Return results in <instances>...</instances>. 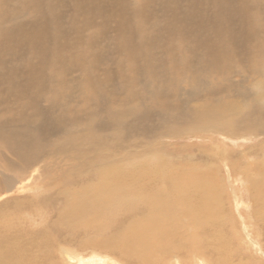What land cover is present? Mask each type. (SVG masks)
Masks as SVG:
<instances>
[{"label":"bare ground","instance_id":"1","mask_svg":"<svg viewBox=\"0 0 264 264\" xmlns=\"http://www.w3.org/2000/svg\"><path fill=\"white\" fill-rule=\"evenodd\" d=\"M250 1L233 5L234 0H0V264H51L55 260L53 264H158L157 257L164 264H186L188 260L209 264L204 252L189 249L195 240L185 241L188 233L184 231L190 225L195 230L204 228L212 199L202 191H210L212 180L198 176L195 182H182V176L166 175L163 167L138 166L130 159L153 155L145 139L174 136L163 129L173 122L200 125L208 120L219 131L225 124L231 131L250 124L264 133V62L258 60L264 53V35L258 27L261 17L250 15L255 12ZM146 25H151L150 32ZM108 27L115 45L112 49L121 57L115 59L114 72L108 67L99 69L104 61L98 44L101 35L98 40L90 33L99 28L107 41ZM85 39L92 57L77 54L73 57L76 66L65 72L66 54L79 49ZM70 42L74 43L71 49ZM182 44L186 59L179 56ZM150 50L165 51L166 61L152 58ZM242 52L250 56L248 73L259 83L261 95L257 88L252 91L245 68L238 67ZM159 66L165 67L161 79L174 90L172 97H158L155 76ZM74 81L79 85L82 102L78 100L77 105H83L82 112H68L63 106L62 97H69L63 89L70 92ZM115 81L129 91L123 100L108 87ZM184 81L189 89H183ZM195 85L203 86V92L198 93ZM208 96L240 98L245 104L211 106ZM96 109L104 115L96 114ZM137 135L142 139H136ZM259 152L263 157L256 156L257 172L264 171V146ZM154 154L157 157L158 150ZM55 155L60 157L50 159ZM120 156H125L120 159L127 161L124 166L108 171V162ZM207 157L202 154L199 160ZM248 157L243 154V161ZM56 164H61L57 177L67 172L74 176L70 187L41 185L52 178L50 169ZM81 169L83 176L99 175V183L78 187L83 180ZM195 188H200L202 196ZM42 190L47 193L42 198L48 208L46 218L39 222L36 218L44 208L31 206L36 200L32 196ZM230 194L221 195L224 198L217 206L224 209L228 201L233 213ZM121 203L126 205L120 210L122 223L116 226L114 219L108 227L105 210ZM261 217L257 220L263 224ZM55 235L58 242L51 247ZM213 241L203 242L204 251L218 249L215 262L220 264L222 255Z\"/></svg>","mask_w":264,"mask_h":264},{"label":"rangeland","instance_id":"2","mask_svg":"<svg viewBox=\"0 0 264 264\" xmlns=\"http://www.w3.org/2000/svg\"><path fill=\"white\" fill-rule=\"evenodd\" d=\"M238 1L239 0H234V2L232 4L237 5ZM245 1H247V0H245ZM251 1L250 2H251V4H253V8L255 9V12H253V15L252 14H250V15H251V17L256 16V19L258 17H261V21H260L261 23L259 22L258 27L260 28L262 34L264 35V33H263L264 32V0H251ZM228 4H230V2H228ZM232 8L235 9V7H232ZM113 26H114V24L112 23L111 27H113ZM150 27H151V25H146L148 32H150V30H149ZM146 28L143 27V29H146ZM97 31H99V32H97ZM111 32H112L111 28L108 27V38H110V39L107 40L108 41V43H107V41H105V39H103V36L100 33L99 28H94L92 30L90 29V33H92L94 36H96L98 40H100V38H101V40H100L101 43L98 41V44L101 46V47L100 46L99 47H100V50H102V52H103L104 61H103L102 66H99V69L105 70L108 67V71L112 70V72H114V69H116L117 61L120 60L121 57L119 56L118 53L114 52L115 50L112 49V48H114L115 45H113L112 41H110V40H112V37H111L112 33ZM96 34H98V35H96ZM100 35H101V37L99 38ZM259 39H261V38H259ZM69 44H70L69 49H71V47L73 46L74 43L70 42ZM104 44H108V47L111 46V48H108L107 45H105V47H106V49H105ZM178 49H180V54H179L180 58L186 59L187 53H186V50L184 48V44L179 45ZM181 49L183 51H181ZM110 51L114 52V53L112 54V53H110ZM71 52L68 51V53L66 54L67 56H65L66 57V63H65V66L63 69L67 73H69L70 67L76 66L75 64L77 62H76V59H74L73 57L77 56V54L83 53V54L87 55L88 58H89V56L92 57V55H90L91 51L89 50V48H87L86 39L83 42V44L80 46L79 49L74 50V52L73 51H71ZM149 54H150V56H152V58H161L165 61L167 59V53L165 51H160V52L158 51L157 52L155 50H150ZM105 56H107V57H105ZM67 57H69L70 61ZM249 57L250 56L248 54L244 53V55H243V52L241 54H239L238 58L240 60V63L238 64V67L241 68L242 71H244V68H245V71H247V74H249V76H250L251 74L248 73L249 64H250V58ZM111 58L114 61L111 60ZM117 58H118V60H117ZM115 59L117 61H115ZM258 60L260 62H262V61L264 62V53H261L259 55ZM71 63H74V64L72 65ZM161 68L165 69V67H163V66H159L157 68L158 70H156V76H155L156 81H155V83L157 86L158 97H161V99H164L166 97H172L174 90H172L169 86L165 85L163 82V79H161V78H164V76H163L164 70H162ZM232 77H234L233 79H236V80L238 78L239 79L241 78L240 76H236V75H234V76L232 75ZM189 79L191 80L190 84H192V82H193L192 74H191V76H189ZM253 79L254 78L251 77V79L249 78L247 81H248V83L250 82L249 85L251 84L250 87L252 88L253 92H257V91L259 92L260 91L259 83L257 82V80H255V79L253 80ZM118 82L115 81V83H113L112 86L109 85L108 87L111 89L112 92H114V94H117V96L120 100L121 99L123 100L127 96V94L129 93V91L128 90L123 91V89L119 86ZM70 84L72 85V87L70 86V88H71L70 92H67L68 91L67 89H63V90H66L65 92L69 94L68 96L70 98H72L70 100L69 97H62V100L64 103L63 106H65L64 109H67L68 112L81 111V107H83V105L80 104V106L78 107V105H79L78 100L81 99V97L78 95L79 89H77V88H79V85L76 81L70 82ZM252 85L254 86V90H253ZM255 85H257V86H255ZM188 86H189V84L187 85L186 81H184V83L182 82L183 89H185V90L189 89L190 86L189 87ZM202 88H203V86H200V85L196 86L195 85V89L197 90L198 93L203 92L204 88L203 89ZM255 88H257V91ZM259 93L261 95V91ZM208 97H210V99H209L210 103H208V104H210V105L211 104H217V105L223 106L225 108H227L228 105L232 102L237 101L238 104H241V101H242L240 98L237 99L235 97H230V98H228V97L227 98L226 97H215V96H208ZM68 100H69V102H68ZM76 100H77V102H76ZM70 101H71V103H70ZM228 101H229V103H228ZM77 103H78V105H77ZM121 104H124V103L121 102ZM137 104H138L137 102H134V105H137ZM192 104L194 105V103H192ZM242 104L244 105L245 103L243 102ZM118 106H121V105H116V107H118ZM74 108H76V110ZM78 108L80 110H77ZM97 113L99 115H104L103 110L99 111L98 109H96V114ZM154 122L160 123L162 121L156 119V120H154ZM165 126L166 125L164 124L163 129H165L166 132H168V130H169V132H170V133L168 132L169 134L174 133L176 136L175 135L174 136L173 135L172 136L165 135V136L160 137V138H155V140L145 139L144 145L147 147V151L153 152V155L148 153V154H144L143 156H131L130 161H134L135 163L138 164V166L143 165V167H145L146 165H150V164H155L158 166V168L163 167L162 169L166 172V175H170L171 177L175 176L176 178H180V179H181L180 176H182V180H181L182 182H183V180L186 181V180H190V179H192V182H195L198 180V178L200 176H203L208 181L212 180L211 182L209 181L210 183H212L211 184L212 186L210 187L211 188L210 191L207 192L204 188L202 191V192H205V194H206L203 196H205V197L208 196L209 198L212 199V202L210 203V206H212L211 207L212 210H206L205 215H206L207 219L204 222V228L201 227V228H198V230H195L194 227L193 226L191 227V225H190V226H188L189 228H187V232L184 231L185 233H188V236L187 235L184 236L185 241H187L190 238L188 240V243L190 244L191 242H193V240H195L193 243H191L192 244L191 247H190L191 244L190 245L188 244L189 249L195 250V248H196L195 251L198 250L197 252H200V251L204 252L202 254H204L205 260L209 264H216L215 256H217L218 249H213V251L208 250V252H207V251H204L207 248L203 247V242L205 240H211L212 239V240H214L213 242L216 245L218 244L219 253H220V255H222L221 259L219 260L220 264H264V258H263V255H264V223L261 224L258 222L259 220H257V219L261 220L262 219L261 216L264 217V215H263L264 214V184H263L264 180H260V179H264V171H262V169H260L259 172H257V171H255L256 166H254V164L256 163V156L257 157L260 156V158L263 157V154L260 153L259 150H260V146L261 147L264 146V133H258L257 130L253 126H251L250 124L247 128L246 127H245V129L238 128L236 131L229 130L225 124L223 126V130L219 131L218 128H215L214 126L209 124L208 120L205 121L204 123L201 122L200 125H194V124L189 123L186 125L182 124L179 126L178 124L173 122L171 124H168L166 127ZM195 126L201 128V130L202 129L204 130L207 128L206 130H204L205 132L206 131L207 132L205 133L203 130L201 131L199 128L197 129ZM167 128H168V130H166ZM208 128H209V130H211L210 132H209ZM224 128H227V129H224ZM199 130H200V132H198ZM200 133H202L201 134L202 136H200ZM207 133H209V134H207ZM96 135L99 136L98 132ZM137 136L138 137L136 139H139V138L142 139L141 135H137ZM217 136H219V137H217ZM220 136H223L224 138H222ZM133 137H135V136H133ZM185 138H189V139H185ZM241 139H242V141L243 140H245V141L242 142ZM215 140L218 141V144H222V145L218 146L217 142H215ZM244 142H246V143H244ZM248 145H249V147H248ZM155 149H156V154H157V150H158L157 157L154 154ZM112 150L120 151L118 148H115ZM243 150H245L246 152ZM161 151L163 153H161ZM120 152H122V151H120ZM202 154H205L206 156H208L207 159H204L203 161L199 160V158ZM243 154L244 155L247 154V156H250L251 158L248 157V160H245V162H244L243 158H242ZM158 155H160L159 158H158ZM125 156H120V158L118 157V159H116L115 161L108 162V171L112 170L113 167L115 169H118L120 166H124L125 162H127V161H124V160L121 161L120 159L124 158ZM220 156H222V157H220ZM58 157H60V155H55V158H50V159H57ZM214 157H217V158H214ZM235 158H237V159H235ZM156 159H157V161H156ZM239 159L241 160V162ZM237 160H239V161H237ZM239 162H240V164H239ZM261 162H263V161H261ZM120 163H122V164H120ZM216 163H220V164H216ZM247 163H248V165H247ZM144 164H146V165H144ZM159 164H161V166H159ZM59 165L61 166V164H59ZM59 165L56 164V165L52 166L53 168L51 167L50 172H51L52 178L51 179L48 178L46 180V182H43L41 185H43V186L46 185L48 187L51 186V187H55V188H65L66 186L70 187L71 179L74 178V176L68 174V172H67L65 175H63L61 177H57L56 173H58L57 169H59ZM244 165H245V167H244ZM116 166H118V167H116ZM206 166H209V167H206ZM244 168H247L248 174H246L247 170H245ZM115 169H113V170H115ZM243 169L245 171H243ZM253 170H254V172H252ZM84 171L85 170H83V169L80 170L79 175L81 176V178L83 180L80 182L79 185H77L78 187H81L82 185H87L90 183H91V185L99 183V181H100L99 175L97 176V174H95V175L92 174L91 177H90V175L89 176H83V174L85 173ZM90 171H92V169L88 170L87 173H90ZM91 178H92V181L89 182L91 180ZM108 178H109V176H108ZM250 179L254 180L255 183H253L254 181H252ZM25 182L26 181L24 180L22 182V185ZM92 182H94V183H92ZM251 183H253V184H251ZM258 183H262V184L259 185ZM256 186H258V187H256ZM225 189H227V190H225ZM198 190H197V188H195L194 189L195 193H197L198 196H200V195L202 196V192H201L200 188ZM223 190H225L226 192H223ZM257 190H259V191H257ZM228 191L231 193L230 195H232L231 197H232L233 201L231 202V205H232V207H235V209L233 210L234 214L231 213V211L229 209L230 204L228 201H227V204L225 205L224 209L220 205L217 206V203L223 197V196L221 197V195H225V197H228L227 196ZM42 193L47 194L46 191L44 192V190H42L41 192H38L39 195H36V194L33 195L32 194L33 198L36 196V200L34 202L35 204L31 207H33L35 209L36 208H44L43 212H41L42 216H39L36 218L39 222H40V220L42 221L44 218H46L43 215H44V211L48 208V207H44L46 201H43L42 197L44 194H42ZM255 194H257V196H258L257 198H259L260 201H258L257 198L254 196ZM20 196H23V195H20ZM32 197L28 196V198H32ZM44 199H45V197H44ZM56 204H57V201H56ZM121 205H122V207H120ZM120 206H118L116 208L110 207V210H108V209L105 210L106 217L109 220L107 222L108 227H110V225H111L110 222H113L114 219L118 220V223L116 224V226H118L122 223V219L119 216L120 213L122 212L120 210L125 208L126 205L121 203ZM54 207H56V206L53 205L50 209H53ZM18 210H20V209H18ZM18 210H16V211H18ZM261 210H262V212H260ZM29 211H31V210H29ZM21 212H22V210H21ZM18 213H20V211ZM261 213H263V214H261ZM222 217H225V220H223L225 223H222L220 225V219ZM100 220H103V219H100ZM47 222H48V220H47ZM190 227L192 229H194V231ZM192 233H193V235L195 233L196 237H193ZM234 234H235V237H234ZM116 235H118V233ZM249 235H251L253 237V239ZM191 237H193L194 239H191ZM243 237H245L246 242H245V240H243ZM121 238L122 237H120L119 239H121ZM56 240H57V237L55 235V238H54V241H52L51 247H53L55 245V243L58 242ZM177 241L178 242L181 241V237H180V239H177ZM244 242L246 243V246L244 245ZM157 247L158 248L161 247L160 250H164V248H165L160 243H158ZM138 249H139V247H138ZM160 250H158V253L160 252ZM234 250H236V251L234 252ZM190 252L193 253V251H190ZM230 255H232V257H233L232 261L230 260ZM165 257L168 258V253L165 254ZM155 261L158 262V264H164V262H161L160 258H158V257ZM193 261L194 260H190V261L188 260L186 262V264H195ZM54 262H52L51 264H53ZM210 262H212V263H210Z\"/></svg>","mask_w":264,"mask_h":264}]
</instances>
